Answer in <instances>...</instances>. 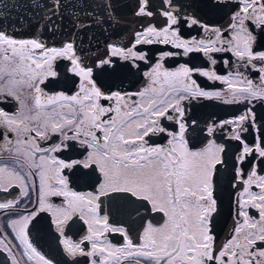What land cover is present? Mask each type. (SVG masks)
<instances>
[{"label":"snow or ice","instance_id":"1","mask_svg":"<svg viewBox=\"0 0 264 264\" xmlns=\"http://www.w3.org/2000/svg\"><path fill=\"white\" fill-rule=\"evenodd\" d=\"M138 2L136 15H153L148 10L149 0ZM225 2L216 0V5ZM233 3L231 22L222 30L203 24L194 13L181 17L171 0H162V5L169 6L162 10L165 26L150 25L136 33L131 47L108 45V58L99 60L95 67L82 62L71 42L49 48L37 39H16L0 30V103L11 98L18 105L12 113L0 109L4 134L0 150H8L19 168L0 166V191L7 192L15 183L26 196L27 181L38 176V212L52 215L53 224L64 237L60 244L67 255L92 257L91 264H264V175H258L253 163L257 159L264 163V131L250 143L244 135L256 123L255 106L264 104V0ZM185 26H199L207 35L184 38L181 29ZM141 43L171 45L178 51L159 54L158 62L145 73L147 85L139 92H105L98 86L94 73L112 66V57L133 65L147 60L134 50ZM229 53L235 59H224L227 74H219L216 66L220 58L215 54ZM195 54L206 61L203 66L186 62L168 70L160 62ZM59 59L69 61L66 71L79 78L73 95H47L41 87L48 78L58 76L54 64ZM196 77L226 88L205 90ZM24 88L31 90V97L22 94ZM201 98L243 106L238 114L207 127L209 136L219 130L238 146L232 184L238 190L237 223L232 238L219 250L211 228L218 211L213 178L218 166L225 164V148L209 140L203 148L192 150L185 139V101ZM8 134H14L15 140ZM165 136L163 145L149 143L151 137ZM53 137L58 142L42 146V141L47 143ZM77 149L78 159L65 161L53 155ZM65 169L90 171L95 175V191L70 190L61 174ZM253 186L259 191H252ZM50 196H62L65 204L50 203ZM101 197L116 198L119 205L115 212L120 219L110 220L107 213L98 215ZM15 203L0 202V209H11ZM252 209L258 218L250 215ZM38 212L12 220L9 226L26 264H53L29 240V222ZM77 214L87 225V234L80 241L64 235V226ZM147 214H160L162 223H152ZM105 233L120 235L123 243L113 245L104 238ZM132 233H136V240ZM84 241L90 243L91 250L82 247ZM0 251L8 253L11 264H22L12 252L11 241L0 239Z\"/></svg>","mask_w":264,"mask_h":264},{"label":"flooded vegetation","instance_id":"2","mask_svg":"<svg viewBox=\"0 0 264 264\" xmlns=\"http://www.w3.org/2000/svg\"><path fill=\"white\" fill-rule=\"evenodd\" d=\"M66 4V0H59V4ZM216 0H171V6L176 11L180 12L181 17L185 14L194 13L195 16L205 25L210 28H219L222 30L228 29L231 22L230 17L235 11V4L233 0H226L222 5H216ZM139 6L138 0H134V6L132 16L139 22L137 26L140 28L136 30L131 38L125 45L116 44L118 46L128 48L135 43L136 33L143 32L148 26H155L162 28L165 26L166 19L162 15V10L168 8L167 4L162 5V0H149V11L153 12L152 16H138L136 10ZM131 0H115V7L111 8L112 24L119 26H127L131 24ZM0 16V30L2 28ZM16 39H37L42 42L46 47H63L65 43L71 41L61 42L60 39L55 40H43L39 36L31 35H19L10 34ZM181 34L184 38L197 37L202 38L207 34L203 28L199 26H193L192 28L184 27L181 29ZM59 43V44H58ZM73 43V42H71ZM113 44L109 43L108 45ZM74 46V45H73ZM74 50L82 60V62L88 67H95L96 63L101 59H106L109 56L108 46L105 49L97 50L96 52H81V50ZM135 51L140 54L146 55L147 60L136 61V65H133L130 61L125 62L118 57H112L114 64L112 66H106L104 71L96 70L94 73L95 80L98 86H100L105 92L120 91L121 93H136L141 91L148 83V78L145 76L146 72L151 71L152 67L158 62L159 54L163 52L178 51L173 49L171 45L163 44H138L135 46ZM220 58L217 64L219 74H227V70L224 67V59H232L231 54H215ZM164 64V67L168 70H174L182 63H188L192 66H203L206 63L199 54L193 55L191 58L183 56L168 57L164 61H160ZM70 65V62L64 59H59L55 62L54 67L58 72V76L55 78H48L41 87L47 95H54L63 93L65 95H73L78 90V77H73L71 73L66 71V67ZM254 79L258 78L255 75ZM197 82L205 90L220 91L224 90L226 86L219 82H210L206 78L196 77ZM22 94L27 97H31L32 92L30 89L24 88L21 90ZM133 99H138L133 97ZM29 107L32 105V100H27ZM107 105L108 101H102ZM18 105L17 103L8 98V102L0 103V109H5L9 113L15 112ZM185 119L188 124L187 131L185 133V139L189 143V147L192 150H199L203 148L209 140H215L216 143L224 145L225 151L223 158L225 160L224 165L218 166L219 171L214 175V197L217 199L218 211L214 214L211 228L214 235L215 247L219 250L228 240L232 238L233 230L236 227L235 219V198L237 195V189L232 187L233 184V164L235 160V154L237 152V143L227 138L226 133L217 130L213 136H209L207 133V127L214 121H221L231 118L233 115L243 111L242 105H229L224 104L218 100L198 99L191 102L185 101ZM256 123L248 133L244 135L247 137L246 142H251L255 137L259 139L264 131V104H258L255 106ZM195 121V124H193ZM165 124L170 122L164 121ZM175 127V126H172ZM9 138L15 140L14 134H8ZM4 134L0 130V143H3ZM167 141V137H151L149 139L150 144L163 145ZM58 142L56 137L50 139L47 143L41 142L43 147H48L51 144ZM78 149L68 152L54 153L59 159L65 161L69 159H78ZM256 164L258 175H264V163H261L259 159L253 161ZM7 164L8 167H16L18 165L14 162L12 154L8 150H0V166ZM249 165H245V176L247 174ZM26 171V170H24ZM87 172V174H86ZM64 175L68 182V188L78 193L94 192L96 188L95 175L88 170L74 169L63 170ZM242 187V186H241ZM252 191L258 192L259 189L253 186ZM39 197H40V179L38 176H33L27 181V195L21 194V189L18 184L13 185L7 192L0 191V202L7 200L15 201V205L11 209H0V239H6L11 241V249L17 259L21 260L22 264H26V258L22 257V247L19 240L15 239L12 228L9 226L10 221L17 220L22 216H26L32 213L34 210L38 212L39 209ZM48 201L54 205H64L65 201L62 196H50ZM119 202L115 197H101L100 207L97 210L98 215L103 216L106 213L110 214V220L120 219L116 214L115 209L118 207ZM250 215L258 218V213L255 209H252ZM146 218H150L152 223H162V217L160 214H147ZM29 240L46 258L50 259L53 264H91L92 257L79 256L71 257L64 252L63 246L60 244V240L64 237L57 230L56 225L52 222V215L49 212H38V214L29 222L28 227ZM87 234V225L79 218V215L73 217L71 221L64 226V235L75 241L82 240V237ZM106 238L113 245H121L123 238L115 233H105ZM132 238L136 240V233H132ZM82 247L86 251L91 250V245L88 241L82 243ZM95 259H99L96 257ZM0 264H11V259L8 257L6 251H0ZM134 264V262H132ZM143 264V262H142Z\"/></svg>","mask_w":264,"mask_h":264},{"label":"water","instance_id":"3","mask_svg":"<svg viewBox=\"0 0 264 264\" xmlns=\"http://www.w3.org/2000/svg\"><path fill=\"white\" fill-rule=\"evenodd\" d=\"M131 5L127 26L112 24L115 0H0V16L6 33L67 40L81 52H96L109 43L125 45L140 28L132 16L134 0Z\"/></svg>","mask_w":264,"mask_h":264}]
</instances>
